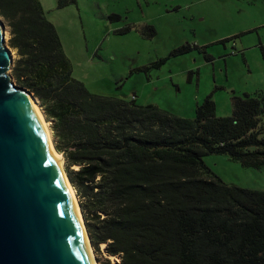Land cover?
<instances>
[{
	"label": "trees",
	"instance_id": "obj_1",
	"mask_svg": "<svg viewBox=\"0 0 264 264\" xmlns=\"http://www.w3.org/2000/svg\"><path fill=\"white\" fill-rule=\"evenodd\" d=\"M0 18L16 55L11 77L50 124L96 253L102 245L114 264H264V192L225 184L203 162L217 155L264 167V91L232 96L224 118L216 117L209 95L194 119L94 95L72 77L38 0H0ZM140 33L156 35L152 26ZM190 51L184 45L169 56Z\"/></svg>",
	"mask_w": 264,
	"mask_h": 264
},
{
	"label": "rangeland",
	"instance_id": "obj_2",
	"mask_svg": "<svg viewBox=\"0 0 264 264\" xmlns=\"http://www.w3.org/2000/svg\"><path fill=\"white\" fill-rule=\"evenodd\" d=\"M38 1L57 31L72 77L91 94L134 98L139 106L194 119L196 106L209 95L216 117L224 118L231 116L232 96L264 91V0H76L63 8L59 0ZM145 26L154 28L153 38L141 35ZM184 45L191 51L169 56ZM205 55L212 60L206 62ZM160 59L166 60L159 68L140 71ZM203 162L225 184L264 192V167L244 168L217 155ZM93 255L94 264L117 262L102 246Z\"/></svg>",
	"mask_w": 264,
	"mask_h": 264
},
{
	"label": "water",
	"instance_id": "obj_3",
	"mask_svg": "<svg viewBox=\"0 0 264 264\" xmlns=\"http://www.w3.org/2000/svg\"><path fill=\"white\" fill-rule=\"evenodd\" d=\"M12 64L0 19V264H93L79 204L82 224L44 126L21 93L37 101L12 83Z\"/></svg>",
	"mask_w": 264,
	"mask_h": 264
},
{
	"label": "bare ground",
	"instance_id": "obj_4",
	"mask_svg": "<svg viewBox=\"0 0 264 264\" xmlns=\"http://www.w3.org/2000/svg\"><path fill=\"white\" fill-rule=\"evenodd\" d=\"M21 94H22V96L25 98V100H26V101H27V102H28V103H29L34 109H36V112H37V114H38V116H39V118H40V120H41V122H42V124H43V126H44V129H45V132H46V135H47V139H48V141H49V144H50L51 149H52V151H53V154H54V156H55L56 162H57V164H58V167H59V169H60V172H61V174H62V177H63V179H64V182H65V184H66V187H67V189H68L69 195H70V197H71V202H72L73 205H74V209H75V212H76V215H77L78 221H79V223L82 224V222H81V218H80V211H79V207H78L77 199H76V197H75V193H74V191H73L71 185H70V184L68 183V181H67L66 173H65V171H64V167H63V159H62V157L56 152V150H55L54 147H53L52 140H51V136H50V132H49L48 127H47V123H46L45 120L43 119L42 113H41V111H40L38 105L35 103V101H33L32 98H31L29 95H27L26 93H23V92H22ZM81 230H82V233H83L84 237L86 238V235H85V231H84L83 225H81ZM85 242H86V244H87V247H88V249H89V251H90V253H91L92 260H93V259H94L93 250H92V247L90 246V244H89L87 238H86V241H85ZM101 246H102V245H101ZM102 247H103V246H102ZM93 264H94V260H93Z\"/></svg>",
	"mask_w": 264,
	"mask_h": 264
},
{
	"label": "built area",
	"instance_id": "obj_5",
	"mask_svg": "<svg viewBox=\"0 0 264 264\" xmlns=\"http://www.w3.org/2000/svg\"><path fill=\"white\" fill-rule=\"evenodd\" d=\"M131 100H134V98H132Z\"/></svg>",
	"mask_w": 264,
	"mask_h": 264
}]
</instances>
